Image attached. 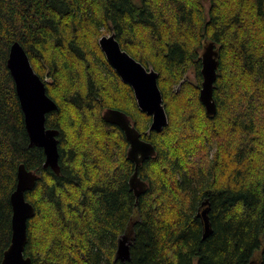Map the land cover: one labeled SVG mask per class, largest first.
Masks as SVG:
<instances>
[{"label":"trees","instance_id":"trees-1","mask_svg":"<svg viewBox=\"0 0 264 264\" xmlns=\"http://www.w3.org/2000/svg\"><path fill=\"white\" fill-rule=\"evenodd\" d=\"M158 74L161 132L107 63L99 39ZM18 42L57 109L59 174L29 147L6 67ZM219 53L209 117L199 101L203 45ZM195 74V82L186 79ZM127 115L155 155L129 187L128 143L103 120ZM20 164L38 175L24 249L32 264H264V0H0V262ZM207 204L202 206V203ZM208 208L211 234L203 239ZM130 232V260L115 259Z\"/></svg>","mask_w":264,"mask_h":264},{"label":"water","instance_id":"water-1","mask_svg":"<svg viewBox=\"0 0 264 264\" xmlns=\"http://www.w3.org/2000/svg\"><path fill=\"white\" fill-rule=\"evenodd\" d=\"M98 45L111 68L119 79L133 91L137 107L151 118L149 130L161 132L167 126L168 118L164 110L162 94L158 87V74L153 69H147L124 51L115 34L102 36ZM200 54L202 80L199 91L200 104L205 108L207 116L216 113V103L213 99V87L217 80L219 53L212 42L203 45ZM6 67L13 80L16 96L19 102L29 147L43 149L45 156L43 168H50L59 174V152L56 129L46 128V116L57 109L55 102L46 93V84L34 72L25 50L18 42L9 48ZM103 120L117 126L123 132L128 143L127 159L134 164V171L129 179V187L136 199L146 191V183L138 177V167L154 157L155 149L147 141L141 139L139 132L130 125L126 114L119 110L108 109L103 114ZM38 175L28 171L20 164L16 172L15 188L10 194L11 204V236L7 249L2 255L0 264H32L26 257L24 249L27 242L28 220L34 215L33 206L26 200V192L32 190ZM202 203V206L206 205ZM208 208L203 209L201 218L204 227L203 239L211 234ZM115 259L121 262L130 260V232L126 230L117 241ZM250 264H254L251 262Z\"/></svg>","mask_w":264,"mask_h":264},{"label":"rangeland","instance_id":"rangeland-1","mask_svg":"<svg viewBox=\"0 0 264 264\" xmlns=\"http://www.w3.org/2000/svg\"><path fill=\"white\" fill-rule=\"evenodd\" d=\"M111 35L110 32L106 34V36ZM186 79H188L191 82H195V74L193 72L188 73L186 76Z\"/></svg>","mask_w":264,"mask_h":264}]
</instances>
